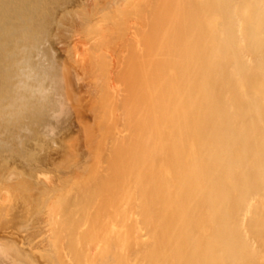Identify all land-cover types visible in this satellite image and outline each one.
Segmentation results:
<instances>
[{
  "label": "bare ground",
  "instance_id": "1",
  "mask_svg": "<svg viewBox=\"0 0 264 264\" xmlns=\"http://www.w3.org/2000/svg\"><path fill=\"white\" fill-rule=\"evenodd\" d=\"M70 1L0 0V155L3 149L13 148L14 151L15 147L16 151L19 148L22 149V151L19 150V158H22V160L27 159L25 158L26 150L23 149V145H25V140L28 139V134L34 132L32 127L35 124L29 119L38 121V119L44 118L42 124L44 123L43 126L46 127L47 132L43 131L46 137H44L45 135L39 136V133H34V135L41 137L36 144L40 145L41 141L44 142L45 147L43 145L42 147L46 148L43 149L46 151L38 156L40 153L37 150H42V147L36 148L38 152L36 156L39 157L34 156L36 163H41L42 158L45 166H48V164L51 166L50 161L54 162L56 160H53L54 156L58 162L55 161L53 167L61 168L59 170L68 168L66 171H61L64 175L58 176L60 174L56 173L58 177H55V173H52L56 172L53 167L50 168L53 169L50 172V169L36 168L40 165L35 162L31 164L32 160H28L29 162L24 163V165L30 163V167H26L31 170H29V173L24 174L26 177L22 175L21 180L18 182L16 179H19L21 173L19 165L22 164L20 161H16L18 162L16 163L13 160L19 167L13 162L14 168L16 166L17 170H12L13 165H11V170L14 172L19 171V174H15L19 177L13 176L14 173L11 174L12 178L14 177L12 182L16 180L15 182L16 184L19 183V186L21 181L22 183L27 182L26 185L29 186L33 181L35 183L33 187L36 188L34 191L31 189L33 183L29 187L27 186L28 188L31 187L28 190L29 193H31V190L35 193L37 189L36 194L40 191L39 198L41 199L43 195V200L47 199L46 201L41 199L43 208L38 209L40 212L36 210L40 214L42 212L43 216L33 210L35 213L33 211L31 213L36 215L30 214L33 217L30 216V219L25 220L28 224V221L38 223L37 221L40 219L39 227L42 224L41 228L37 227L39 230L41 229L39 237L37 236L41 241L38 240L41 243V248L39 244V247L35 245L31 247L34 246V251L39 248L43 250V253L40 252V256L42 257L43 254L46 256H43V259L46 258L48 261L51 259L54 262L49 264H264V0H113L112 6L105 5L106 2L103 0L102 6L104 3V7L109 6L108 9H110H107V13V10L105 11L106 15L104 12H100L104 18L96 17L95 23H92V20L87 21L91 16L94 18L99 13H96L97 6L93 7L91 5L93 9L95 8L96 14L90 13L92 15L89 14L90 17L86 19V23L92 25L80 24L81 26L91 27L89 32L85 27L86 33H89V36L84 33L87 41L85 44L83 43L84 40L81 41V47L78 45L79 41L76 42L75 46L78 48L73 45L76 50L73 51L72 49L73 53L75 52L74 58L71 55L72 52H70L71 58H68L70 63L66 58L69 55L65 54V58L68 64L71 65L74 62L77 64L75 69L76 67L80 68L81 65V71L84 73L88 71L84 75L96 74V69L99 73V77L90 74L93 79L90 76H83L84 78H90V82L94 80L93 84H96V81L99 80L96 87H98L97 89L101 87L99 90L102 92L100 93L98 90L100 95L96 98L97 100L102 99L103 104L97 100L94 102L96 98L92 97L98 95V91L92 83L91 87L94 86V89H90L89 85L91 84L86 78L85 82L89 83L91 94L93 90L97 91L94 95H88L92 98L89 99L93 101L89 106L91 111H95V109L98 111L97 107L102 104L103 107L99 106V109L105 113L102 114L99 111L98 114L100 119L104 115L101 119L104 126L101 125L102 121L100 122L98 117H94L96 123L99 119L98 122L100 123L98 125L91 123V127L93 124L92 128H94V125H100L98 127L100 130L104 127L105 137L100 138L104 143L97 139V137L103 136L101 133L104 132L103 129L98 131L97 127L95 128L100 136H96L95 132L93 133L98 144L99 142L104 144V147L99 144L100 147L102 146L103 151L101 152L97 142L94 143L96 140L92 137V129L89 130L86 126L85 129L81 128L82 131L87 128L88 132H91L88 133L86 130L84 131L86 134L83 135H87V133L91 135L92 139L94 138L93 145L90 142L87 145V142L77 135V140L80 139L82 143L84 142V146L87 145V147H84L82 144V148L87 149L89 143L94 146V149H96V146L99 148L97 149L100 156H94V158L98 157L96 158L98 161H95L94 164H98L99 167L97 172L93 168L96 172H94L95 177L93 176L94 170L91 168L90 171L89 169L92 173L89 174L86 168V166H94L93 162L88 165L90 157L91 161L94 160L93 156L88 153L90 157L87 155L89 158L87 156L86 160L85 157L83 158L86 162L79 159L82 157L81 155L76 158L84 152L80 153L78 149L79 153H74L75 151L72 148L77 145L70 141L71 138L67 140L68 145H74L70 147V151L73 150L70 152L68 142H65L66 139L64 138L66 134L60 129L63 133H60L59 138V130L55 132L57 130L55 129V123H58V126L61 124L58 121L63 114V106L66 107L64 108L66 110L65 115L67 110H70L68 111L70 117L74 114V110L73 114L71 113V102L68 101V103L65 100L71 96H66L68 92H65L70 88L69 85H59L64 80L68 81L66 78L69 77V72L66 68H70L71 72L72 67H67L68 65L65 67L63 64L66 62L60 66V61L58 62L56 58V49H54V46L52 47L53 39L50 40L53 38L51 34L53 30L55 31L54 26L56 28L58 25H54L55 21H61L62 18L59 20V16H64V13L69 9H62V13H60L61 6L66 5V7H69V4H71L70 6L73 7L74 2L79 0H74L73 3ZM68 2L70 3L67 4ZM79 2L78 4H80ZM99 4L97 5L99 6ZM75 5L78 8L79 5L77 3ZM82 5L80 4L81 8ZM100 6L99 10L100 8L104 9ZM72 7H70L71 10L75 9V7ZM91 7L89 6V8ZM71 10L69 9V12H73ZM76 12L74 11L75 15ZM79 13H82V11H79ZM79 13L78 16H80ZM69 14L66 13L67 16ZM75 15L74 17H76ZM83 20L81 18L80 21L83 22ZM58 45L60 44L58 43ZM67 46L69 45L66 44ZM84 66L95 69L91 72L93 68L89 69L91 71L85 68L84 71ZM81 71H76L79 73L78 76L82 74ZM73 76L74 79L78 77H75L74 73ZM80 78H83L82 75ZM84 80L82 79V83ZM76 84L78 90L80 85H78V82ZM58 85L62 88L60 90L68 87V89H64L65 94L58 91ZM79 93L81 92L79 91ZM102 94L103 96L99 98ZM63 98H65V102ZM60 101L62 104H60ZM85 102L88 104L86 100ZM63 103L65 104L63 105ZM67 103L71 105L70 108L67 107ZM93 105H96V107L94 106L95 109ZM129 105L133 106L134 109ZM84 108L86 107L84 106ZM82 111L84 110L82 109ZM64 114L62 118H64ZM68 115L65 116V120L69 117ZM38 125L37 127L40 128L41 124ZM62 129L67 132L66 126H63ZM55 133H57L58 138L54 137ZM61 135L65 139L64 141ZM131 135L136 136L131 142L132 145L128 142L133 137ZM38 137L36 136V138ZM61 138V143L68 146V148L67 146L65 148L70 154L66 149L65 152L57 149L54 152H57L58 155H61V153L62 155L63 153L69 154L71 159L69 155L66 157L67 155L64 154L63 157L67 159L62 158V155L59 156L65 161L58 158L57 154H55L56 156L52 155L55 149L54 146L57 148ZM83 139L87 140L86 138ZM92 139H89V141H92ZM31 141L36 142L35 139ZM146 141L148 142V150L146 149L147 153H144ZM116 143L123 144L120 155H117L118 150H116L120 145L116 147L118 145ZM128 144L132 148L129 149L128 147L125 151L126 146L124 145L128 146ZM91 145L90 147H92ZM28 147L27 149H30ZM34 147L32 148L35 149ZM53 147L54 149H52ZM59 147L60 145L58 149ZM61 147L63 149V145ZM90 147L88 149L93 151L90 153L93 155L95 150L93 148L90 150ZM51 149L52 152L50 153ZM130 151L133 152L131 155ZM34 152L30 153L34 154ZM96 152L94 155H97ZM14 153L12 152V154ZM71 153L73 155L77 154L74 155V158L83 161L82 164L85 162L86 165L82 166L85 173L84 171L81 173L82 167L80 169L77 167L79 160L72 159L73 155ZM0 158L2 159L0 161L3 162L4 157L1 156ZM15 158L17 159V157ZM59 159L60 162L64 161L65 166L67 161L76 160L78 164L76 163L77 165L73 166L75 169L78 168L76 169L78 174L81 173L80 175L83 176L86 182L89 178L84 177L87 172L90 178L91 176L94 178L84 184L85 181L78 180V175V179L74 177L76 171L73 173V167H71L73 170L69 171L70 167L58 166ZM128 159L133 160L132 164L135 167L132 166L135 169V174L131 177L133 179L134 200L128 204L129 211L126 210L127 218L132 213L137 215L132 221L128 220V222L134 224L133 227L129 228L130 223L127 222L129 225L127 228L125 216L116 217L119 219L124 217L126 221L118 220V218L116 220L112 218L102 219V221L98 216L100 221L96 225L95 218H97V215L95 211H98L99 208L96 207H99V204H97L99 206L95 205L92 209L95 213L92 214L93 217L95 216L94 220L93 217H91L92 219L88 218L90 216L87 210L88 214H83L81 217L83 219L84 215H87L86 218L88 219H85V225L79 224L80 218L78 217L85 213L80 212L82 209H77L80 204L78 201L79 199L82 201V197L89 198V200L86 199L88 200L86 203L93 202V197L90 200L93 192H100V199L98 200L104 201L103 204L106 205L105 199L108 198V195H106L105 190L107 191L108 183H112L115 186H113V189H116V191L109 200L107 199L109 201L107 204L116 199L117 196L120 200V194H117V190L120 191L121 189L117 188L121 184L120 182H125L124 179L121 181V178L126 176L123 174L122 177L121 170L127 162L129 163ZM6 161L8 164L9 160ZM130 165L129 168L131 169ZM22 168L27 170L24 167ZM2 171L0 170V177L3 176ZM5 174L4 176L8 179L9 173ZM66 176H69L68 180L73 179L72 184L69 181L71 184H69V187L71 188L72 185L74 187L71 189L68 187L70 190L68 189V192L63 193L65 188L67 189V187H64L67 185L65 183ZM70 176H72V179ZM130 176L132 175L130 174ZM6 177H2L1 180ZM27 177L31 181H26L29 180L26 179ZM75 178L79 183L75 182L77 180L74 181ZM7 179H5V182L9 180ZM22 179L26 180L23 181ZM130 180V177L127 178V181ZM12 182H10V185ZM28 182L30 183L28 184ZM16 184L13 186L14 188H16ZM75 184L77 185L75 186ZM100 184H103V186ZM128 184L130 183L128 182ZM26 185H24V188ZM3 186H7V184L4 183ZM3 186H0L2 190H0V210L5 207L4 203H7V200L8 202L12 200L10 199L11 194L9 195L12 188L7 187L10 190L5 189L7 191L3 192ZM22 190L12 189L15 194L17 191L23 193ZM109 190L111 191V189ZM50 191H57L58 193L60 191L59 194L55 192L58 195H61L62 191L63 194L59 197L55 194L53 196ZM47 192L52 195V198L47 195ZM34 193L31 194L34 195ZM130 194H132V191ZM130 194L128 195L130 196ZM21 197L23 198V195ZM35 197L34 199H36ZM24 199L28 200L27 198ZM31 201L34 202L33 199ZM114 202L116 203V200ZM126 202H128V197ZM81 203L84 205L83 202ZM123 203L122 201L121 204ZM39 204L40 200L36 205L39 206ZM29 205L27 209L34 206V204ZM86 205L82 208L86 209L90 206L89 204ZM108 206L110 207V205ZM20 207L22 206L20 205ZM136 207L141 208V212ZM111 208L109 209L111 210ZM7 209L5 213L10 211ZM113 209L116 211H113ZM113 209L111 210L112 215L118 212L117 208ZM107 211L106 213L109 214V211ZM121 211L120 209L119 214H117L120 215ZM37 215L41 217L33 222L34 216ZM101 215L103 214L101 213ZM132 215L131 217H133ZM138 215H142V217ZM104 216L107 215L104 214ZM42 217H44V221ZM42 221L45 226L41 223ZM82 221L81 223H84V220ZM101 221L103 224L99 225ZM6 222L10 223L11 221ZM30 222L29 227L31 229L34 225L32 224L31 227ZM9 223L6 224L9 225ZM71 223H74L75 226ZM76 224H79V226ZM2 232L4 233V230ZM28 232L30 231L28 230ZM3 233L0 231V235ZM23 233L26 234L27 232ZM11 234L9 235L12 236L14 233ZM15 235L13 236L15 237ZM8 236H6L8 242H10V239L15 242V238L18 237L17 235L12 240V237ZM22 236H20L21 241L20 238H17L20 245L0 243V262L2 264H23V260L26 261L27 258L29 261L27 260L26 264L32 262L27 251L33 249L29 248L27 250L26 247L27 251L25 250V242H22L25 238ZM35 252V256H37L39 252ZM35 252L32 251V253ZM32 253L30 252V255ZM35 256L34 258L38 257ZM39 260L40 258L37 259L38 262ZM35 261L36 259L33 260V262ZM48 261H42L45 263L40 262L48 264L46 263Z\"/></svg>",
  "mask_w": 264,
  "mask_h": 264
},
{
  "label": "rangeland",
  "instance_id": "2",
  "mask_svg": "<svg viewBox=\"0 0 264 264\" xmlns=\"http://www.w3.org/2000/svg\"><path fill=\"white\" fill-rule=\"evenodd\" d=\"M73 1H74V0H71L70 2L73 3ZM77 1H78V0H77ZM79 1H80V2H79ZM79 1H78V2H79L81 5H82V3H83V5H82V8H81V7H80V4H78V2L75 1L73 7L76 6L75 3H77V5H79L78 8H77V6L75 7L76 10H75L72 6H70V5H71V4H69L70 2L67 3V4H69V7H68V6L66 7V5L64 6L65 9H64L63 6H61L60 11H61L62 9H63V10H67L68 8L71 10L70 7H72V8H73V9H72L73 12H69V9H68L67 12L64 13V14H65L64 16H63L62 14H59V15H62L61 17L59 16V20H60V18H62V19H61V21H59V22H58V21H55V24H54V25H57V24H58V25H59V28L57 29L58 25H57L56 28H55V26H54L55 31L53 30L54 34H53V32H52V34H51V36L53 35V38H51L50 40L53 39V40H52V47L54 46V49H56V51H55V50H54V51H55V53H56L57 61H58V62L60 61V62H59L60 66L62 65V63L66 62L67 64H66V63L63 64L65 67H66V65H68L67 67H72V68H71V72H70V70H69L70 68H66L67 71L69 72V77L66 78V79H68V81H67V80H64V81H65V84H64V81L62 80V81H63V83H62L61 80H60L61 83L59 82V83H60L59 85H60V86H61V85H65V86L69 85V86H68V87H70L69 89H68V87H67V88L65 87L66 89H68V90H66L65 92H68V93H66V96H68V97H69V95H71V96H70L69 99H65L66 97L64 96L65 98H63V101H64V99H65V100H67L66 102H68V101L71 102L70 104L72 105V107H71L70 104L68 105L69 102H68L66 105H67V107H69V106L71 107V109H72L71 113H72V114H73V110H74V114L70 117V116L68 115V114H69L68 111H70V110H67V114H66V115H68L69 117H67L68 120H67V119L65 120L64 118H66V117H65L66 115L64 114V112L66 113V110H65L64 108H66V107L63 106V107H64V108H63L64 118H62V117H63V114H62V116H60V120H61V121L59 120L58 122L61 123V124H59V125H60L62 128H63V126H66V130H67V132H66L65 130H63L60 126H58V125H57L58 123H57V124L55 123V126H56L55 129H57L55 132H57V131L59 130V135H58L59 138H60V133H63V132H64V134H66L65 137H64V138L66 139L65 142H68L67 140H70V138H71L70 141H72V142L74 143V145H75V144L77 145V146L74 147L75 149L77 148V150H75L74 148H72V149L75 151L74 153L77 152V154H78L79 151H80V153L84 152V153H82V154H79V156H76V158L80 157V155H81L82 157L79 158V159L82 160V159L85 157V160H86V156L88 155V153H89L90 156H93V158H94V156H100V154H99L100 152H98V149H99V148H100L101 152L103 151V148H101V147H102L104 144H101V143H102V142L104 143V141H103L102 139H100V138L105 137V136H104V133L106 134V132H105V130H104V127H102V126H104V125H102V124H103V121L101 120V119L104 117V115H103V117L101 116V119L99 118L100 115L98 116L99 111H100L99 106H100V107H103V105H102V104H103V103H102V99L100 100L99 98H101V97L103 96V94L98 98L99 100H97L96 97H98V96L100 95V93L102 92V91L99 90V89H101V87H100L99 89H97L98 87H96V84L98 83L99 80L96 81L97 83L95 82L96 84H93V83H94V82H93L94 80H93V81L91 80V82H90V80H89L90 78H87V77L90 76V74L92 75L93 73H90V72H89V73H90L89 75H84L86 72H88V71H85L86 69L89 70V69H92L93 67H91V68H87L88 66H86V67L84 66V68L82 67L83 70L85 71V73H84L83 71H81V65H80V68L76 67V69H77V68H78V69H77V70L75 69V66H77V64H76L75 62L73 63V60H72V59H71V62H72L73 64H71V65H74V66H71L70 64H68V62L70 61V59H68V58H71V57H70V52H72L71 55H72V57L74 58V53H75V52L73 53V51H75L76 49L73 47V45L75 46V43H76V42L78 43V41H79L78 45H80V47H81V46H82L81 41L84 40V42H83L84 44H85V42L87 41V39H86L87 37H86V38L84 37V35H85L84 33H86V28H87V31H88V32L90 31V28H91L90 26H91L92 24H90V23H86V22H87V21L90 22V20H92L91 22H92V23H95V21H96L97 18H99V17H101L100 19L104 18V17H102V15L100 14V12H101V13L104 12V14L106 15V13L108 12V10H109L110 8L108 9L109 6H108V7H106V6L104 7V3H103V6H102V2H103V0H83V1H82V0H79ZM84 1H86L88 4H87L86 2H85V3H86V4H85ZM88 1H92V2L95 1V2L92 3V2H88ZM97 1H98V2H97ZM99 2H100V4H101V6L104 7L105 10H104V9H101V8H100L101 11L99 10V6H100ZM104 2H106L105 5H111V3H113V0H109V1H105V0H104ZM107 2H109V3L107 4ZM89 3H90V4H89ZM95 3H96V4H95ZM84 4L87 5L88 7L85 6ZM94 4H95V5H94ZM97 4H99V6H98ZM91 5H93V7L97 6L96 8H98L99 11L97 10L96 13L99 12L98 15L95 13V10H94L95 8L93 9V8L91 7ZM84 6H85V7H84ZM89 6L94 10V12H93V10H92L91 8H89ZM101 6H100V7H101ZM111 6H112V5H111ZM62 7H63V8H62ZM79 7H80L82 10H81ZM84 8H85V10H84ZM77 9H78V10H77ZM79 9H80V10H79ZM107 9H108V10H107ZM72 10H71V11H72ZM86 10H87V11H86ZM90 10H92V12H90ZM103 10H104V11H103ZM106 10H107V11H106ZM60 11H59V12H60ZM74 11H77V12H76L77 14L79 13V11H80V12L82 11V13H79L80 16H78L77 14H76V15L74 14ZM105 11H106V13H105ZM68 12H69L70 14H69ZM87 12H89V13L87 14ZM60 13H62V11H61ZM66 13L69 14V15L67 16ZM84 13H85V14H84ZM90 13H94V14H96L97 16L95 15L94 18H93V16L90 17V15H92V14H90ZM71 14H74L76 17H74V15H71ZM81 14H82V15H81ZM83 14H84V15H83ZM89 14H90V15H89ZM88 15H89V16H88ZM99 15H100V16H99ZM105 15H103V16H105ZM65 16H66V17H65ZM69 16H71V17H69ZM77 16H78V17H77ZM72 17H74V18H73L74 20L72 19ZM80 17H81L82 19H84L83 22L80 21V20H81ZM89 17H90V18H89ZM96 17H97V18H96ZM77 18H79V19L77 20ZM88 18H89V20L86 21V19H88ZM70 19H71V20H70ZM75 19H76V20H75ZM94 19H95V20H94ZM100 19H99V20H100ZM69 20H70V21H69ZM72 20H73V21H72ZM75 21H76V22L78 21V22H80V23L77 24L78 22L76 23ZM93 21H94V22H93ZM56 22H57V23H56ZM60 23H61V25H60ZM82 23H85V24H87V25L90 24V26H88V27H87L86 25H85V26H81L80 24H82ZM67 25H68V26H67ZM78 25H79V26H78ZM71 26H72V27H71ZM75 26H76V27H75ZM73 27H74V29H73ZM81 27H83V29H84L85 27H86V28L83 30V29H81ZM76 28H78V29H76ZM79 28H80V29H79ZM68 29H70V30H68ZM62 30H63V31H62ZM78 30H79V31H78ZM65 31H66V32H65ZM81 31H82L83 33H82ZM69 32H70V34H69ZM72 32H74V33H72ZM88 32L86 33V35L88 34L87 36H89V33H88ZM76 33H78V34L76 35ZM74 34L77 36V38H76V36H75ZM81 34H82V35H81ZM58 35H59V37H58ZM68 35H69V36H68ZM80 35H81V36H80ZM86 35H85V36H86ZM56 37H57V38H56ZM49 38H50V37H49ZM72 38H73L74 40H73ZM80 38H81V39H80ZM83 38H84V39H83ZM57 39H58V40H57ZM67 39H68V41H67ZM77 39H80V40H77ZM50 40H49V42H50ZM72 40H73V41H72ZM75 40H76V41H75ZM70 42H71V43H70ZM50 43H51V42H50ZM50 43H48V44H50ZM58 43H59L60 45H58ZM61 43H62V44H61ZM69 43H70V44H69ZM77 43H76V44H77ZM48 44H47V45H48ZM66 44L69 45V46L66 47ZM62 45H63V46H62ZM78 45H77V46H78ZM50 46H51V45H50ZM72 47H73V48H72ZM75 47H76V46H75ZM57 48H58V49H57ZM76 48H78V47H76ZM69 49H70V50H69ZM72 49H73V51H72ZM74 49H75V50H74ZM61 51H62V52H61ZM63 53H64V55H63ZM65 54H66V55H69V56H66ZM65 56H66V58L68 59V62H67ZM69 63H70V62H69ZM78 66H79V65H78ZM89 67H90V66H89ZM85 68H86V69H85ZM72 69H73V70L75 69L74 72H73ZM94 69H95V68H93L92 71H91V70H89V71L93 72ZM79 70L82 72V74H81V72H80V74H81L82 77H83L82 79H83V80L85 79V80L83 81V83H82V79L80 78L81 75L78 76L79 73L76 72V71L79 72ZM96 72L98 73L97 69L95 70V73H96ZM70 73H72V74H70ZM73 73H74L75 77L78 76V77H77L78 80H77L76 78L74 79ZM76 73H77V74H76ZM97 73H96V74H97ZM87 74H88V73H87ZM96 74H93V75L99 77V73H98L97 75H96ZM83 75H84V76H87V77H86V78H87V81H89L90 84L93 82L92 84L96 87L95 89H96L97 91H98V90L100 91V93H99V91H98V95H94V94L97 92L96 90H93V91H92V94H91L90 89L93 88L94 86L91 87L92 84L89 85V83H86V82H85V81H86V78H84ZM93 75H92V76H93ZM95 76H94V77H95ZM90 77H91V76H90ZM97 77H96V78H97ZM72 78H73V80H72ZM91 78H92V77H91ZM92 79H93V78H92ZM97 79H98V78H97ZM69 80H70V81H69ZM73 81H74V82L76 81V82L74 83ZM79 81H80V82H79ZM69 82H70V84H68ZM77 82H78V85H80V86L78 87V90H77V84H76ZM84 82H85V83H84ZM80 83H81V84H80ZM66 84H67V85H66ZM75 84H76V85H75ZM86 84H87V85H86ZM99 84H100V83H99ZM99 84H98V85H99ZM59 85H58V91L63 92V93L65 94V92H64V89H65V88H64L63 90H60V89H62V88H60ZM88 85L90 86V89H89V86H88ZM98 85H97V86H98ZM83 86H84V87H83ZM62 87H63V86H62ZM71 87H72V88H71ZM133 87H134V86H133ZM133 87H131V88H133ZM80 88H82V89H80ZM83 88H84V89H83ZM88 89H89V90H88ZM93 89H94V88H93ZM133 89H134V88H133ZM69 90H70V91H69ZM76 90H77V91H76ZM82 90H83L84 92H83ZM79 91H80L81 93H79ZM89 91H90V92H89ZM94 91H95V92H94ZM70 92H71V93H70ZM75 92H76V95H75ZM93 92H94V93H93ZM67 94H68V95H67ZM82 94H83L84 96H83ZM90 94H91V95H94L92 98H96V99L94 100V102L97 100V101H101V103H102V104H101L102 106H101V105L98 106V104H96V105L98 106V107H97L98 111L95 109L96 105H93V107L95 106V107H94L95 111L98 112V113H97V112H95L94 110H92V111L95 113L96 116L93 115L94 113L91 111V107H89V106H91V104H92V102H93V101H91L92 98H91L90 96L88 97V95H90ZM81 95H82V96H81ZM86 95H87V96H86ZM61 96H63V95L61 94ZM73 96H74V97H73ZM132 96H133V95H132ZM72 97H73V98H72ZM58 98H60V96H58ZM76 98H77L78 100H77ZM79 98H80V99L82 98V99L80 100ZM83 98H84V99H83ZM85 98H86V99H85ZM89 98H91V99H89ZM60 99L62 100V98H60ZM85 100L88 102V104L85 102ZM88 100H89L91 103H90ZM81 101H82V102H81ZM83 101H84V103H83ZM60 102H61V101H60ZM64 102H65V101H64ZM79 102H80V103H79ZM73 103H74V104H73ZM81 103H82L83 105H82ZM85 103H86V104H85ZM98 103H99V102H98ZM60 104H62V102H61ZM64 104H65V103H63V105H64ZM94 104H95V103H94ZM59 106H60V105H59ZM84 106H85L86 108H84ZM87 106H88V108H87ZM70 107H69V108H70ZM78 107H79V108H78ZM80 107H81V108H80ZM129 107H132V108L134 109L133 106H130V105H129ZM129 107H128V108H129ZM69 108H68V109H69ZM77 108H78V110H77ZM132 108H131V109H132ZM82 109H83L84 111H82ZM102 109H103V108H102ZM102 109H101V110H102ZM131 109H129V110L132 111ZM75 110H76V111H75ZM89 110H90L92 113H91ZM104 110H105V109H104ZM104 110H103V111H104ZM105 111H106V110H105ZM101 112H102V111H100V113H101ZM76 113H77V114H76ZM103 113H104V112H102V114H103ZM58 114H59V113H58ZM102 114H101V115H102ZM104 114H105V113H104ZM76 115H77V116H76ZM86 115H87V116H86ZM89 116H91V117L89 118ZM94 117H95V118L98 117V118L100 119V122L102 121V123H101V125H102V126H101V127H102L101 130L103 129L104 132L102 131L101 133L103 134V136H101V137H97V139H100V142L102 141L101 143L99 142V144L102 145L101 147L99 146V144H98V142H97V139L95 138V137L98 136V135L100 136V133H98V132L96 131L97 129H98V131L100 130V128H98V127H100V125H99V126H95V125H94V128H92L94 123H95L96 125H98V123H100V122H98L99 119L97 118L98 121H97V123H96V121H95L96 119H95ZM69 118H70V119L73 118V119L70 120ZM87 118H88V119H87ZM40 119H41V121H40ZM40 119H38V121H37V120L35 121V120H33V119H29V120H31L32 123H35V124L39 122L38 124H41V127L39 128V127H37V126H39L38 124H36V125L34 124L33 127H32L34 132L31 133L34 137H33L31 134H28L29 137L27 136L28 139L26 138L27 141L25 140V143H24V144H25L26 146L23 145V146H24L23 149L26 150V151H25V152H26V154H25L26 157H25V158H27V159L22 160V158H19V157H20V156H19V153H20L19 150L22 151V149H21V148L18 149V146H17V145H16V148L18 149L17 151H16L15 147H14V151H13V148H12V149H11V148H8V149H11V150L3 149L2 152H1V155H0V157L3 156L4 158H6V160H9V162H8V164H7V161L4 160V158H3V162H1L2 159L0 158V160H1L0 163L2 164V165L0 166V168L2 167L0 170H1V171L4 170V171H2V172H3V176H2V174H1V176H2V177H6V176H4V175H6L5 173H9V175H10V177H9V175H8V179H9V180L7 179V177L1 180L2 177H0V180H1V182H0L1 185H0V186H3L4 183H5V185L7 184V186H3V189H4L3 192H4V191H5V192L7 191V190H5V189L10 190L11 188H12L13 190H14V189H15V190H16V189H17V190H22V189H23L22 191H24L23 193L20 192V191H17V192H19V193L16 192L17 195L15 194L14 191H12V189H11L10 191L13 192V193H11L10 191H8V192H10L9 195L11 194V195H10V196H11L10 199H12V200H10V202H8V200L6 199V200H7V203H6V202L4 203L6 208L3 207V209L1 208V210H0V221H2V222H0V231H1V233H3L2 231L4 230V233L1 234L2 236L0 235V243L7 244V245H15V244H16V245H17V244L20 245L19 239H17V238H20V236L23 235L22 237L25 238V239L22 238V239L24 240V241H22V242H23V243L25 242V245H26V246L24 245V246H25V250H26L27 248H28L27 250H29V248H30V249H31V248L33 249L34 246L31 247L32 245H35V246H38V244H39V246L41 245V243H40L41 241H40V239L38 238V237H39V234L41 233V232H40L41 229L39 230V229L37 228V227H39V224H40L39 221H41V220H40V219L38 220L37 218L43 216L42 212H41V214L38 213V212H40L41 208H43V204H42L43 202H42V201H46L47 199L43 200L44 196L41 194V195H42V198H41L42 201H41V199L39 198V197H40V195H39V194H40V193H39L40 191L38 192V194H36V193H37V192H36L37 189L35 190V193L33 192L34 189L36 188V187H33V186H35V183H34L33 181H32L31 183L28 182V184H29V183H30V184H32V183L34 184V185L32 184V186H31L32 188L30 187L31 189H33V191L31 190V193H34V195L31 194V193H29L30 191H28V190H30V188H28V187L30 186V184H29V186H28V185H26L27 182H25V183L23 182V183H22V181H21V183H20L21 185L19 186V185H18L19 183L16 184L15 181L17 180V181L19 182V181L21 180V176L24 175L25 173H26V174L29 173V170H31L30 168H28V167H30V163H28V165H26V164H27L26 162H29V161H31V160H32V161L35 160L39 155H41V153H43L44 151H46V150H43V149H46V148H44V147H45L44 144H43L44 142H42V141L40 140V141H41V142H40V145H39V144H38V145L36 144V143H38L37 141H39L38 139L41 138V137L39 138L38 135H39V136H41V135L44 136L45 134H44L43 131H46V130H45L46 127L43 126L44 123L42 124V121L44 122V120H43L44 118H43V119L40 118ZM90 119H91V120H90ZM32 120H33V121H32ZM52 120H53V119H52ZM62 120H63L64 122H63ZM85 120H86V121H85ZM93 120H94L95 122H94ZM65 121H66V122H65ZM67 121H68L69 123H68ZM70 121H71V122H70ZM76 121H77V122H76ZM88 121L90 122L89 124H88ZM74 122H75V123H74ZM92 122H93V124H92V127H91V123H92ZM70 123H73V124H70ZM81 123H82V125H81ZM63 124H64V125H63ZM86 124H87L88 126H87ZM131 124H132V123H131ZM71 125H72V126H71ZM42 126L45 127V128H43ZM57 126H58V127H57ZM69 126H70V128H69ZM82 126H83V127H82ZM85 126L88 127L89 130L92 129V130H91V132L93 131V132H92V135H93V133L95 132L94 134H95L96 136H95V135L92 136V137L95 138V139L93 138L94 140H96L95 142H94V140L92 139L91 135L88 134V133H91V132H88V129H87V128H86L87 131H86V130H83V131L81 130V128L83 129ZM53 127H54V126H53ZM96 127H97V129L95 130ZM68 128H69V130H68ZM73 128L76 129L75 131L78 132V133H76V132L74 131ZM78 128H80V129H78ZM43 129H44V130H43ZM60 129H61V131H63V132H61ZM64 129H65V128H64ZM84 129H85V128H84ZM37 130H39L40 132H38ZM70 130H71V131H70ZM80 130H81L83 133H82ZM101 130H100V131H101ZM79 131H80V132H79ZM84 131L88 132L87 135H83V134L85 133ZM41 132H43V133L41 134ZM46 132H47V131H46ZM72 132H73V133H72ZM34 133H35V134H36V133H37V134L39 133V134H38V135H34ZM75 133H76V134H75ZM79 133H81V134H79ZM97 133H98V134H97ZM46 134H47V133H46ZM64 134H63V136H64ZM67 134H68V135H67ZM85 134H86V133H85ZM56 135H57V133H55V136H54V137H57V138H58V136H56ZM74 135H76V136H75L76 139H75ZM77 135H78V137H80L83 141L87 142V143H86L87 145H88V142H90V143H92V142L96 143V142H97L99 148H98V146H96V149H94V146H92L93 143H92V145L89 143V147H90V145L92 146V147H90V148H91L90 150H92V148H93V150H95V152L97 151V152H96L97 155H94L95 152H94V154L92 153L93 155H91L90 153L93 152V151H89V149H88L89 147L87 148L88 150L85 149L84 147H87V145L84 146V142L82 143V141H81L80 139L77 140V138H78ZM81 135H82V136H81ZM36 136H37L38 138H36ZM87 136H88V137H87ZM89 136H90V137H89ZM132 136H133V135H131V137H132ZM44 137H46V135H45ZM44 137H42V138H44ZM61 137H62V135H61ZM133 137H134V138H133ZM133 137L130 138L131 141H130V140L128 141L131 145H132V143H131L132 140H134L136 136H133ZM29 138H30V139H29ZM48 138H49V136H48ZM62 138H63V137H62ZM62 138L59 139L60 142L58 143V146L60 145V147H61V146L63 145V149H62V147H61V149H60V147H59V149H60V150H59V149H58V146H57V148H56V146H54L55 149H54V147L52 148V149H54L53 152H54L56 149H57L58 151H62V150H63L62 152H65V149L67 150L68 146H69V149H68V150L70 151V150H71L70 147H73V146H74V145L72 146V144H71V146L68 145L69 142L67 143L68 146H67L64 142H63L64 144H62V143H61V142H62V141H61ZM64 138H63V141L65 140ZM83 138H86L87 140H84ZM88 138H89V139H92V141H89ZM33 139H35L36 142H35V141L32 142L31 140H33ZM103 139H105V138H103ZM59 140H58V141H59ZM73 140H75L76 142L78 141L79 145H78V143L74 142ZM79 140H80V141H79ZM98 141H99V140H98ZM26 142H27V143H26ZM72 142H71V143H72ZM33 143H35V144L33 145ZM29 144H31V145H29ZM82 144H83V146H84L83 148H82ZM116 144H118V145H116V147H118V146L120 145L118 148H116V150H118V151H117V152H118L117 155H120V154L122 153L121 151H122V149H123V146H122L123 144H122V145L119 144V143H116ZM130 144H128V146H127V145H124V146H126V147H125V151H126V149H128V147H129ZM147 144H148V142L146 141V144H145L146 146H145L144 153H147V152H146ZM18 145H19V144H18ZM42 145H43L44 147H42ZM27 146H29L28 148H30V149H27ZM30 146H31V147H30ZM34 146H35V147H34ZM39 146L42 147V150H41V149H39V150L36 149L37 147H38V148H41V147H39ZM66 146H67V148H65ZM19 147H20V146H19ZM32 147H34L35 149H33ZM78 147H80V148H78ZM103 147H104V146H103ZM121 147H122V148H121ZM31 148H32V149H31ZM97 148H98V149H97ZM120 148H121V149H120ZM130 148H132V147H129V149H130ZM52 149H51L50 153L52 152ZM78 149H79V151H78ZM24 150H23V152H24ZM28 150H29L30 152H32V153H33L34 151H35V152H34V154H32V153H30V152L28 153ZM31 150H33V151H31ZM36 150H37L40 154H38V152H37ZM68 150H67V152H68ZM73 150H72V151H73ZM100 150H99V151H100ZM147 150H148V149H147ZM3 151H4V152H3ZM5 151H6V152H5ZM15 151H16L17 153H16ZM41 151H42V152H41ZM72 151H70V152H72ZM9 152H11V153H9ZM12 152H13V153L15 152V153L12 154ZM53 152H52V155H53V154H54V155L57 154L58 158H60L61 155H62V153H61V155H58L57 152H56V153H55V152L53 153ZM67 152H66V153H67ZM123 152H124V151H123ZM36 153L38 154V156H36V155H37ZM68 153H69V152H68ZM132 153H133V152L130 151V155H131ZM11 154H12V155H11ZM59 154H60V152H59ZM64 154H65V153H63L62 158H64V157H63ZM69 154H70V153H69ZM69 154H68V155H69ZM77 154H74V155H77ZM83 154H86V155H83ZM98 154H99V155H98ZM30 155H31V156H30ZM66 155H67V154H65V156H66ZM68 155H67L66 157H68ZM71 155H73V154L71 153ZM74 155L72 156V159L75 157ZM89 155H88V156H89ZM10 156H12V157H10ZM29 156H30V157L33 156L32 159H30ZM34 156H35L36 158H35ZM55 156H56V155H55ZM59 156H60V157H59ZM69 156H70V155H69ZM88 156H87V157H88ZM90 156H89V157H90ZM7 157H8V158H7ZM15 157H17V159H16ZM28 157H29V158H28ZM66 157H65V158H66ZM89 157H88V158H89ZM130 157H131V156H130ZM132 157H133V156H132ZM11 158H12V161H11ZM13 158H14V159H13ZM38 158H39V157H38ZM51 158H52V156H51ZM65 158H64V159H65ZM76 158H74V159H76ZM88 158H87V159H88ZM96 158H98V157H95L94 160L92 159L93 161H91V157H90V158H89L90 161H89V162L87 161V162H88V165H90L92 162H93V164H94L95 161H98V159H96ZM55 159H56V160H55ZM60 159H61V158H60ZM60 159H59V165H58V164H57V162H58L57 158H56V157L54 158V156H53V160L57 161L56 164H57L58 166H61V167L64 168L65 165H64L63 162H64L65 160H64V159H61V160H64V161H61V162H62V163H61V162H60ZM66 159H67V158H66ZM70 159H71V156H70ZM79 159H76V160L78 161ZM89 159H88V160H89ZM13 160H15V162H16V161H18V162L20 161V163H21L22 165H19V166H20L21 168H22V167L25 168L26 166H28V167L25 168V169H27V170H24V169L22 168V169L24 170V172H23V170H22L21 168H19V169L21 170V171H20V172H21V173H20L21 175L19 174V171H18V172H16V171H15V172L12 171L13 169H14V170H17V169H16V166H18V165L15 164V162H14ZM28 160H29V161H28ZM37 160H38V159H37ZM68 160H69V159H68ZM76 160H75V161L73 160L74 162H73V161H70V160H69L70 162L67 161V162L65 163V164H66L65 167H70V170H69V171H71V169H72L71 167L74 168V166H76L78 163H79V164L77 165V167H79V169H80L83 165H84V166L86 165V164H85L86 161H85L84 159H83V160L85 161L84 164H82L83 161H80V160H79L78 163H77ZM128 160H129V159H128ZM128 160H127V161H128ZM32 161H31V164H32V163L34 164V162H35V163L37 162L36 160L33 161V162H32ZM40 161H41V163H40V162H39V163H36V164H39V165H40V166H38V167H36V168H40V167H41V169H44V170H49L51 167H53L54 162H55V161H54V162H53V161H52V162L50 161L51 166H50L49 164H48V166H45V164H43V163H45V162H43L44 160H43L42 158H41ZM127 161H126V162H127ZM5 162H6V163H5ZM13 162H14V164L16 165L15 168H14V164H13ZM18 162H16V163H18ZM24 163H26V164L24 165ZM76 163H77V164H76ZM80 163H81V164H80ZM89 163H90V164H89ZM97 163H98V162H97ZM132 163H133V160H129V163L127 162L126 165H125L126 167L123 166V167H122V170H121L122 177H123L124 175H126V176L123 177V178H121V181L124 179L123 181H125V182H120L121 184H119V186H118V188H117V189H121V190H120L121 192H120L119 190H117V191H118L117 194H118V195L120 194V195H119V196H120V197H119L120 200L118 199V196L116 195L117 198L112 200L113 203H112V201H111V199H110L111 202L107 204V202H109V201H108L109 198H111V197L114 195L115 191H116V189H115V190L113 189L115 186L112 185V183H108L109 186H107L108 184L106 185V186H107V191L105 190V193H106V195H108V198H106L105 200H106V205H107V206H106L105 204H103V203H105L104 201H102V200H98V199H100V192H96V191H95L96 193L93 192V196H91V198H90V200H91L92 197H93V199H92L93 202H89V203L87 202V203H86V201L89 200L88 197H87V198H86V197H82V198H81V200L83 199L82 201H80V199H79L78 202H80V204H79L78 206L81 207V208L78 207L77 209H82L83 211L80 210L81 213H82V212H85V213H82L81 216L79 215V216H80V217H78V218H80V222H79V224H81V225L84 224V225H85V219H88V218L93 217L92 214H93L94 212H93L92 209L94 208L95 205H96V206H99V205H100L99 207H96L97 209L99 208L98 211H95V213H96V215H97V216H96L97 218H95V216L93 217V220H94V218H95L96 221H97V222L95 223L96 225H98V221H100V219L98 220V216H99V218H101V220H102V219H103V220H105V219L107 220L108 218H112V219H115V220H116L118 217L120 218V217H122V216H125V218H126L127 221L124 220V217H123V219H122V218H121V219L118 218V220L126 221V223L128 222V220L132 221V219H133L134 217H135V218L137 217V215H136V214H133V213H132L133 215L131 214L133 217H131V215L129 214V218H127L128 215H126V213H127L126 210H128V208H129V207H128V206H129L128 204H130V203L132 202V200H134V198H133V190H134V188H133V186H132L133 179H132L131 177H133L134 174H135V169H133V168H135V167L133 166ZM60 164H61V165H60ZM130 164H131V165H130ZM8 165H9V166H8ZM11 165H13V168H12ZM57 165H56V166H57ZM62 165H64V166H62ZM67 165H68V166H67ZM69 165H70V166H69ZM71 165H72V166H71ZM73 165H74V166H73ZM80 165H81V166H80ZM129 165H130L131 169L129 168ZM4 166H5V168H4ZM7 166H8L10 169H9V168L7 169ZM19 166H18V167H19ZM49 166H50V167H49ZM54 166H55V165H54ZM132 166H133V168H132ZM18 167H17V168H18ZM44 167H45V168H44ZM124 167H125V168H124ZM11 168H12V170H11ZM36 168H35V169H36ZM46 168H47V169H46ZM53 168H54V170H55L56 172H52L53 169H50L49 171L52 172L53 174L55 173V174H54L55 177H58V176H62V175H64L63 172H61V171H64V170L66 171V169H68V168H64L63 170H59V169H61V168H58V167H57V168H56V167H53ZM55 168H56L59 172H58ZM83 168H84V167L81 168V173H82V171H84ZM86 168H87L89 174H92L90 171H91L93 168H95L96 172H97V170L99 169L98 164H97V165L94 164V166H92V165H91V166H86ZM86 168H85V169H86ZM91 168H92V169H91ZM126 168H128V169H126ZM19 169H18V170H19ZM76 169H78V168H76ZM76 169H75V168H74V170L72 169V170H73V173L76 171V172L74 173V177L77 178V175H78V176H79V177H78L79 179H78V178H77V179H78L79 181H81V182L85 181V179H83V176L80 175L81 173L78 174V170H76ZM89 169H90V171H89ZM6 170H8V171H6ZM51 170H52V171H51ZM93 170H94V169H93ZM95 170L93 171V176H94V177H95V174H94ZM123 170H124V171H123ZM126 170H128V171H126ZM132 170H133L134 172H133ZM9 171H10V172H9ZM25 171H27V172H25ZM129 171H131L132 173H130ZM22 172H23V174H22ZM79 172H80V171H79ZM88 172L86 173V176H84V177H89V178H87V182H88V180H90L91 178H94L93 176H91V178H90V176H88V175H89ZM96 172H95V173H96ZM122 172H123V173H122ZM126 172H128L129 175L126 174ZM13 173H14L13 176H16V177H17L18 175H15V174H19L20 177L18 176L19 179H16V178H15L16 180H14V181L12 182V180H13L14 177L12 178L11 174H13ZM56 173H58V174H60V175L57 176ZM76 173H77V174H76ZM84 173H85V171H84ZM84 173H83V174H84ZM75 174H76V175H75ZM123 174H124V175H123ZM130 174H131L132 176H130ZM72 175H73V174H72ZM80 176H81V177H80ZM24 177H26V176L24 175ZM68 177H69V176H68ZM68 177H67V176L65 177V178H66L65 183H66L67 185L64 186V187H67V189L65 188V190L63 191V193H65V191H67V190L70 188V187H69V184H70L69 181L71 182V181L73 180V179H72V176H70L72 180H68V179H69ZM74 177H73V178H74ZM129 177H130L131 180H130V181H127V178H129ZM76 178L74 179V181L77 180ZM80 178H81V179H80ZM5 179L8 180L7 182H9V181L12 182V184H11L12 187H11V185H10V182H9V183L5 182ZM10 179H11V180H10ZM26 179H29V178L27 177ZM26 179H24V180H26ZM3 180H4V181H3ZM22 180H23V179H22ZM24 180H23V181H24ZM78 180L75 181V182H78ZM82 180H83V181H82ZM128 180H129V179H128ZM26 181H31V180L29 179V180H26ZM126 181H127V182H126ZM14 182H15V183H14ZM67 182H68V183H67ZM75 182H74V183H75ZM81 182H80V183H81ZM87 182L85 181L84 184L87 183ZM128 182H129L131 185L128 184ZM2 183H3V184H2ZM78 183H79V182H78ZM123 183H124V184H123ZM126 183H127V184H126ZM8 184H9V185H8ZM15 184H16V186H15L16 188L13 187ZM22 184H23V186H22ZM71 184H72V182H71ZM71 184H70V185H71ZM84 184H83V185H84ZM122 184H123V188H122ZM17 185H18V186H17ZM24 185H26L25 188H24ZM76 185H77V184H75V186H76ZM94 185H97V184H94ZM100 185H101V184H100ZM127 185H129V186H127ZM27 186H28V187H27ZM101 186H103V184H102ZM113 186H114V187H113ZM124 186H125V187H124ZM5 187H6V188H5ZM7 187H9L10 189L7 188ZM17 187H19V188H17ZM68 187H69V188H68ZM73 187H74V186L72 185L71 188H73ZM111 187H112V188H111ZM119 187H120V188H119ZM131 187H132V190H131ZM26 188H28V189H26ZM71 188H70V189H71ZM105 188H106V187H105ZM126 188H127V189H126ZM128 188H129V190H128ZM24 189L27 190L28 192L26 191V192H27V193H26ZM70 189H69V190H70ZM109 189H111V191H110ZM124 189H126V190H124ZM0 190H1V188H0ZM112 190H114V191H112ZM122 190H123V192H122ZM127 190H128V191H127ZM130 190L132 191V194H130V193H131ZM1 191H2V190H1ZM52 192H53V191H50V193L53 195V194H55V192H57V191H54L53 193H52ZM67 192H68V191H67ZM108 192H111V193L108 194ZM124 192H126V194H124ZM127 192H128V193H127ZM20 193H21V194H20ZM50 193L47 192V195H50ZM57 193H58V192H57ZM59 193H60V191H59ZM59 193H58V194H59ZM63 193H62V191H61V195H58V194H55V195H57V196L59 197V196H62ZM90 193H91V192H90ZM97 193H98V194H97ZM27 194H28V195H27ZM43 194H44V193H43ZM121 194H122V195H121ZM128 194H130V196H132V197L130 198V196H129ZM9 195H8V196H9ZM12 195H13V196H12ZM22 195H23V198L21 197ZM30 195H31V196H30ZM36 195H37V196H36ZM38 195H39V196H38ZM44 195H45V194H44ZM47 195H46V196H47ZM52 195H50L51 198H52ZM55 195H53V196H55ZM83 195L85 196V194H83ZM97 195H98V196H97ZM110 195H111V196H110ZM124 195H125V197H124ZM10 196H9V197H10ZM17 196H18V197H17ZM24 196H26V197H24ZM27 196H29L30 198H28ZM33 196H34V197L36 196L35 198H36V199L38 198V199H37V200L34 199ZM50 196H49V197H50ZM57 196H56V198H57ZM64 196H65V194L63 195V197H64ZM15 197H17V198H15ZM31 197H33L32 199L34 200V202L31 201V200H32ZM94 197H95L96 199H95ZM97 197H98V198H97ZM121 197H122L123 199H122ZM127 197H128V202H126V201H127ZM24 198H27L28 200H26V199H24ZM46 198H47V197H46ZM84 198H85V199H84ZM16 199H17V200H16ZM86 199H88V200H86ZM107 199H108V200H107ZM13 200H14V201H13ZM19 200H20L21 202H20ZM23 200H24V201H23ZM25 200L28 201V202H26ZM39 200H40V204H39V206L42 204V205L40 206V208H39V206H37L38 203H39ZM95 200H97V201H95ZM114 200H116V203L114 202ZM117 200L120 201V202H118ZM130 200H131V201H130ZM16 201H17V202H16ZM22 201H23V202H22ZM98 201H99V202H98ZM122 201L124 202V203H123L124 206H122L123 204H121ZM24 202H26V203H24ZM31 202L34 204V206L30 207V208H32V209H30V208L27 209V207L30 206L29 204L33 205ZM36 202H37V203H36ZM81 202H83L84 205H83ZM95 202H98V203H95ZM117 202H118L119 204H118ZM125 202H126V203H125ZM129 202H130V203H129ZM8 204H9V205H8ZM22 204H23V205H22ZM25 204H26V205H25ZM27 204H28V206H27ZM36 204H37V205H36ZM86 204H89V205H90V206H88L89 209H88V207H86V209H85V208H84V209L82 208V207H84ZM93 204H94V205H93ZM97 204H99V205H97ZM102 204H103V206H102ZM112 204H114V205L116 204V205L114 206V205H112ZM18 205H19V207H18ZM20 205H21L22 207H20ZM24 205H25V206H24ZM108 205H110V207H109ZM119 205H121V206H119ZM11 206H12V207H11ZM13 206H14V207H13ZM23 206H24V207H23ZM36 206H37V207H36ZM86 206H87V205H86ZM7 207H8V209H7ZM10 207H11V208H10ZM17 207H18V208H17ZM33 207H35V208H33ZM111 207H113V208H117V209H118V207H120V208L118 209V212H120V209H121V210H122V211H121L122 213H120V215H118L119 213L117 212V213H118V214H117V213L115 212V213H113V215H112L111 210H112L113 208H111ZM125 207H126V208H125ZM12 208H13V209L15 208V210L13 211ZM19 208H20V209H19ZM22 208H23V209H22ZM96 208H95V210H97ZM109 208H111V210H110ZM122 208H123L124 210H123ZM4 209H5V210H4ZM6 209H7L8 211H9V210H10V211H9V212L7 211L8 213H5V212H6ZM11 209H12V210H11ZM21 209H22L23 211H22ZM38 209H40V210H38ZM136 209L139 210V211L141 210V208H137V207H136ZM3 210H4V211H3ZM33 210H35V211L37 210L38 212H37V211H36V212H37L39 215H41V216H39V217H38V215H37V216H34L35 218H34V221H33V222H35V221L38 220L37 222H38L39 224H38V223H32V222H30V221H28V224H27V222H25V220L27 221L28 218L30 219V216H31V215H36V214H32V213H31ZM87 210H88V211H87ZM91 210H92V211H91ZM107 210H108V211L110 210V211H109V214H111V215H109L108 213H106ZM130 210H131V209H130ZM35 211H33V212L35 213ZM86 211H87L89 214H88ZM108 211H107V212H108ZM113 211H116V210L113 209ZM128 211H129V210H128ZM3 212H4V213H3ZM90 212H92V213H90ZM98 212H99V213H98ZM110 212H111V213H110ZM140 212H141V211H140ZM10 213H11V215H10ZM20 213H21V214H20ZM81 213H80V214H81ZM95 213H94V214H95ZM101 213H102L103 215L100 216ZM1 214L3 215V217H2ZM7 214H8V216H6ZM30 214H31V215H30ZM83 214H88L90 217L86 218L87 215H84V218L82 219L81 217L83 216ZM104 214L107 215V216H104ZM115 214H117V215H115ZM121 214H122V215H121ZM10 216H11V217H10ZM77 216H78V215H77ZM103 216H104V217H103ZM108 216H111V217H108ZM114 216H115V217L118 216V217L115 218ZM138 216H139V217H142V215H138ZM31 217H33V216H31ZM102 217H103V218H102ZM7 218H8V219H7ZM42 218H43V221H44V217H42ZM42 218H41V219H42ZM76 218H77V217H76ZM78 218H77V219H78ZM36 219H37V220H36ZM91 219H92V218H91ZM9 220L11 221L10 223H9V222H6V221H9ZM82 220H84V223H81V222H83ZM103 220H102V221H103ZM23 221H24V222H23ZM43 221H42L41 223H43ZM102 221L99 222V225L102 223ZM130 221L128 222V223H130V226L128 225V223L126 224V225H127V228H128V226H129V228H130V227H133V225H134L133 223L131 224ZM5 222H6L7 224L9 223V225H7ZM18 222H19V223H18ZM21 222L23 223V224H22L23 227H21V226H22V225H21ZM29 222L31 223V227L34 225V227H32L31 229H30V227H29V226H30ZM3 223H4V225H3ZM24 223H26V225H24ZM32 224H33V225H32ZM43 224H44V223H43ZM72 224L75 226L74 223H71V225H72ZM79 224H76V225L79 226ZM95 224H94V225H95ZM102 224H103V223H102ZM20 225H21V226H20ZM41 225H42V224H41ZM41 225H40L39 228H41ZM1 226H2V227H1ZM24 226H27V227H29V228L24 227ZM44 226H45V224H44ZM44 226H43V227H44ZM104 226H105V225H104ZM8 227H9V228H8ZM12 227H13V228H12ZM8 229H9V230H8ZM10 229H12V230H14V231L11 230V231H12V232H11ZM22 229H24V230H22ZM26 229H27V230H26ZM32 229H33V230H32ZM35 229L38 230V231H36ZM28 230L31 232V234H30V232H28ZM5 231H6V232H5ZM32 231H33V232H32ZM7 232H8V233H7ZM10 232H11L12 234L14 233L13 235L17 234L18 237L15 238L17 235H15V237H14ZM15 232H16V233H15ZM23 232H27V233L24 234ZM34 232L37 234V235L35 234L36 236L34 235ZM39 232H40V233H39ZM5 233H6V236H8L9 234H11L12 236L9 235L8 237H12V240H13V237H14V238H15V242H14V240L11 241V239H10V242H8L9 240H7L8 238L5 236ZM32 233H33V234H32ZM29 234H30V235H29ZM27 235H28V236H27ZM32 235H33V236H32ZM30 236H31L32 238H31ZM34 236H35V237H34ZM37 236H38V237H37ZM40 236H41V235H40ZM27 238H28V239H27ZM37 238H38V239H37ZM35 239H36V240H35ZM17 240H18V241H17ZM28 240H30V241H28ZM38 240H39L40 242H39ZM20 241H21V238H20ZM26 241H27V242H26ZM35 241H36V243L38 242L37 245H36ZM16 242H19V243H16ZM22 242H21V244H22ZM33 242H34V243H33ZM14 243H15V244H14ZM29 243H30V244H29ZM28 244H29V245H28ZM27 245H28V246H27ZM39 246H38V247H39ZM26 247H27V248H26ZM35 248H37V247H35ZM40 248H41V246H40ZM40 248H39V249H40ZM39 249L35 250V251H37V253L39 252V254H37L38 257L35 256L36 252L34 251V249H33V250H30V251H27V250H26V251L29 253V256H31V257L28 256V257L31 259L30 261H32V262H28L29 264H33V263H35V264H36V263L40 264V263H41L42 261H44V260L48 261V259H46V258L43 259V258H42V257L44 256L43 254H42V257L40 256V255H41L40 252L42 251V253H43V250H41V249L39 250ZM32 251L35 252V253H32ZM30 252L32 253L31 255H30ZM32 255H33V256H32ZM34 256L37 257V258H34ZM44 257H46V256H44ZM39 258H40V260H39V262H38L37 259H39ZM32 259H33V260L36 259V261L33 262ZM41 259H42V260H41ZM27 260L29 261L28 258H27ZM27 260H26V261H27ZM26 261L23 260V264H24ZM40 261H41V262H40ZM26 263H27V262H26ZM26 263H25V264H26ZM42 263H45V262H42ZM42 263H41V264H42ZM46 263L49 264V263H54V262H53L51 259H49V261L46 262ZM0 264H2V262H0ZM5 264H9V263H5ZM21 264H22V263H21Z\"/></svg>",
  "mask_w": 264,
  "mask_h": 264
}]
</instances>
